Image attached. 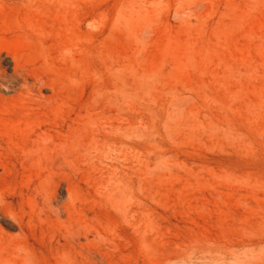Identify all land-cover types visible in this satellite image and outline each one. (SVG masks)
Instances as JSON below:
<instances>
[{
  "label": "rangeland",
  "instance_id": "obj_1",
  "mask_svg": "<svg viewBox=\"0 0 264 264\" xmlns=\"http://www.w3.org/2000/svg\"><path fill=\"white\" fill-rule=\"evenodd\" d=\"M70 2L71 60L45 65L16 37L2 50L7 73L14 66L7 50L21 52L42 87L23 109L15 92L2 90L0 115L56 112L65 121L90 111L111 123L120 111L124 143L101 165H117L127 196L112 204L102 186L78 177L77 208L108 227L85 262L74 251L60 256L43 235L26 172L0 170V264H264V0L60 5ZM49 6L30 16L63 33L66 20ZM7 14L0 26L5 19L14 27L18 14ZM50 43V55L59 56L62 40ZM17 245L31 250L29 261Z\"/></svg>",
  "mask_w": 264,
  "mask_h": 264
},
{
  "label": "bare ground",
  "instance_id": "obj_2",
  "mask_svg": "<svg viewBox=\"0 0 264 264\" xmlns=\"http://www.w3.org/2000/svg\"><path fill=\"white\" fill-rule=\"evenodd\" d=\"M61 1L0 0V14H7L8 11L18 14L14 27L1 19L0 92H15L13 97L21 109L29 96L38 94L35 93L36 89L40 92L42 80L23 63V53L18 51L7 50L14 65L12 73H7L1 65V52L16 37L32 45L45 65L54 63L56 59L71 60L76 37L72 22L74 7L71 2L63 7ZM48 6L52 8L48 11H54L59 23L61 19L66 20L63 33L59 24L54 29L55 26L48 25L43 18L39 20L30 16L32 12L38 15ZM9 32L10 35L7 34ZM54 38L63 42L59 56L49 53L50 41ZM116 99H119L118 93ZM120 115V111H117V121L111 123H100L105 115L90 111L68 116L65 121H60L56 112L50 117L45 111H13L0 115V170L5 173L19 166L22 172H26L28 193L36 203L35 215L42 233L56 241L55 250L62 257L74 251L86 262L90 256V243L103 238L107 227L90 220L89 212L77 208L75 200L81 188L77 180L79 176L88 184L89 179H93L98 187L102 186L99 192L112 204L119 203L127 196L128 183L118 175L117 165H101L107 154H114L113 158H118V151L124 143L121 135L126 131V126L120 122ZM129 176L130 181L135 180L133 171ZM63 183L67 185L65 202L58 200ZM81 237L86 242L82 243ZM16 247L19 252L22 251L25 260L29 261L33 256L27 246Z\"/></svg>",
  "mask_w": 264,
  "mask_h": 264
}]
</instances>
